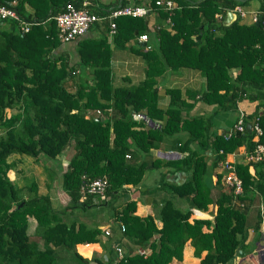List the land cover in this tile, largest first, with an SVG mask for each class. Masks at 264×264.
Masks as SVG:
<instances>
[{
	"label": "trees",
	"instance_id": "trees-1",
	"mask_svg": "<svg viewBox=\"0 0 264 264\" xmlns=\"http://www.w3.org/2000/svg\"><path fill=\"white\" fill-rule=\"evenodd\" d=\"M66 1L81 2L16 0L17 12L33 22L25 32H19L12 20L0 22V264H92L91 260L97 264H168L172 258L181 259L186 240L199 264H232L237 251H244L248 230H254L256 238L260 235L256 202L264 201V26L239 22L237 17L225 22L226 11L242 0H172L175 6L171 9L146 0L143 4L150 9L144 16L114 17L112 35L115 46L142 33L154 36L151 48L141 47L145 49L140 51L143 79L113 86L105 38L83 37L76 41V61L81 68H89L90 81L73 84V65L54 53L60 41L53 15ZM87 1V8L95 14L105 9ZM259 10L264 11V0ZM102 24L107 31L108 23L104 20ZM180 67L203 74L205 85L198 93L201 101L212 105L211 110L189 115L196 92L178 87L165 88L168 104L158 106L156 76ZM186 96L192 101L187 102ZM238 108L244 123H251L249 130L230 127L213 132L214 115L234 111L236 119ZM88 109L99 112L85 116ZM134 111L144 117H134ZM180 132L184 137L177 136ZM164 138L183 153L164 161L188 172L182 182L165 184L187 205L180 207L164 196L153 215L139 216L134 213L135 200L116 202L115 198L125 184H137L142 177L145 163L135 155L159 146ZM257 144L263 148L260 158L234 161L241 191L233 194L222 183L223 170L217 166L238 148L254 154ZM66 146L69 155L60 185L69 199L63 206H52L35 180L19 185L6 173L14 167L9 159L12 154L53 160ZM214 167L213 197L214 184L205 177ZM102 175L107 178L105 199L81 192L90 179ZM208 203L213 205L211 218L189 220L192 207L206 209ZM103 204H111L110 224L120 230L122 222L124 229L104 240L103 252L97 257L82 248L98 242V224L65 219V214L67 208ZM249 207L252 222L247 219ZM29 216L35 219L32 234L27 232ZM121 240L125 250L116 258L113 242ZM138 246L146 248L145 252L136 251Z\"/></svg>",
	"mask_w": 264,
	"mask_h": 264
},
{
	"label": "crops",
	"instance_id": "crops-1",
	"mask_svg": "<svg viewBox=\"0 0 264 264\" xmlns=\"http://www.w3.org/2000/svg\"><path fill=\"white\" fill-rule=\"evenodd\" d=\"M93 1H92L93 5L98 6L100 8H110L113 7L114 5L120 4V0H93ZM124 1L125 4H134L133 0H124ZM140 2H141L140 4H143L144 2H146V0H141ZM260 2L261 0H259V4ZM259 4L257 7L248 9L249 10L248 19L243 18L244 10L241 4L235 5L233 9H228L226 11V14L228 11L231 12L229 20H232L237 17L239 18V22L250 23L252 22V15L254 13L256 14L259 11ZM237 8H239L243 13L240 14ZM151 19H154V17H152ZM102 21L104 20L94 21L92 24H90L88 29L83 34L79 35L77 38L72 39L70 41L61 42L60 45L54 50L55 54H61L63 57H65L68 60V63L73 65L72 68L74 70L73 71L74 81H72L71 83L75 84L76 82H79L81 79L90 81L91 72L89 68L88 67H85L84 69L81 68L79 65H77V61H76L77 60L76 41L83 37L105 38L106 43L108 44L110 50L109 70L111 75V84L113 86H124V85L128 86L138 83L144 77V60L140 51L145 50L147 47L146 45H149L150 48L154 45L155 43L154 36L150 34L146 36V39H139L137 35L127 40L123 45L115 46L112 42L113 34L111 35L108 33V30L106 31L105 27L102 24ZM153 22H155V20H153ZM141 47H144L145 49H142ZM232 71L234 72V70ZM204 85H205V78L198 69L188 68V67H180L174 70L165 69L161 74L156 76L155 86L158 92L157 104L159 107L165 108L168 104L169 97L167 93L164 92V89L168 87H178L181 90L189 89L196 92L195 97L197 99L194 100L193 105L187 111L189 115H193L195 113H199L203 111L204 112L209 111L211 110L212 105L201 101L200 100L201 95L198 93L200 90L203 89ZM185 98L187 102L192 101L191 96H186ZM95 112L96 111L93 109H88L85 113V116ZM234 119H235L234 111L233 112L231 111V113L228 112L217 113L216 115H214L213 118V122H214L213 132L220 133L224 130V128L228 129L232 127L234 123ZM177 136L184 137V133L180 132ZM182 154L183 153H180L177 149L172 148L171 140H167L165 138L160 142L159 146L150 148V150L146 153L136 154L134 158L136 160H142L145 163V169L143 171L142 177L137 184H130V183L125 184L123 190L119 193V196L115 198L116 202L126 201L130 199L135 200L134 213L139 216H144L146 214L153 215L156 208L163 201L164 196L171 197L176 205L180 207H185L187 205L186 200L183 197H178L172 194L167 188V185L165 184V182L180 183L186 179L188 172L182 169L174 168L173 165L168 164L164 161L165 159H174L176 157L178 158ZM68 155H69V151H68V147L66 146L63 148L62 152L56 156L55 159L53 160L44 159L45 161L51 163V165H48L46 167L49 168L50 166V168L53 170L51 171L53 172V178L49 181V178L47 177L44 182H41L42 184L36 182L38 183V185L44 186V188L41 187V192H46L48 194L52 206H58L57 204L59 202L62 203V201L59 198L61 196L60 193L57 192L58 194L57 193L55 194V190H57V188L61 189L62 194L66 197L65 200L69 199L67 193L63 191V189L61 188L60 180H59L61 176V172L65 169L68 160ZM18 156L19 154H12L9 158L14 162V165L16 163L15 160L13 159L14 157H18ZM246 156L247 154L243 152L242 148L240 149L238 148L235 149L233 152L229 153L226 157L230 160H233L234 162V161L245 160ZM33 159H34L33 165L36 167L39 166L36 164L38 158L37 159L33 158ZM153 163H156V165H153ZM14 168L16 169L18 167H12L9 170H12L13 173ZM218 169L219 167L217 166V170ZM214 174H215V167L212 169V172H209V174L207 173L205 177L206 182L214 184L211 188V195L213 197L215 195ZM9 178L14 180V175L12 174V177ZM54 179L57 182H53L52 180ZM17 183L19 185H22L19 182ZM58 195L60 196L58 197ZM260 203L261 200L257 201L256 206H259ZM212 206H213L212 203H208L206 209H201V208L197 209L192 207L191 208L192 212L189 216V220H191V218H200V217L211 218L212 214L210 212ZM96 207L97 206H95V208ZM84 208H87V206ZM251 209L252 208L249 207L248 214L249 213L250 214L248 215L247 218L248 221L250 222H252V216L250 215L251 213H253ZM105 212H106L105 215L101 217L96 216V218L93 219L88 224L97 223L98 224L97 226L99 228L109 227L111 231L110 236H113L114 233H119L120 230H118L116 224L114 225L110 224L111 210L105 209ZM72 218L69 217V219ZM154 221L157 226H160V221L158 219H154ZM28 224L30 228L28 230V234H32L35 226V219L29 216ZM248 231L249 232L252 231V233L249 234L248 232V237L246 239L245 244L248 242V240L254 241V250H256V248L257 247L259 248L261 244V239L259 242L258 238H256V232L254 230L249 229ZM108 236L100 234L97 243L84 245L82 250L88 252V255H91V253L92 254L95 253V256L99 257L100 253L103 252L102 243ZM122 241L123 240H121L120 242V246L123 250H125L124 249L125 246ZM192 250L193 247L190 245L189 241L186 240L183 244L181 259L177 260L175 258H172L168 264H199L198 257L193 256ZM252 253L253 250L249 255L251 258L256 260L258 264H264L263 261L264 255H262L261 253L259 255L256 253L254 255H251ZM243 258L244 256L237 258L235 256V258L232 260V264L242 263ZM90 262L92 264H97L94 260H91Z\"/></svg>",
	"mask_w": 264,
	"mask_h": 264
},
{
	"label": "built area",
	"instance_id": "built-area-1",
	"mask_svg": "<svg viewBox=\"0 0 264 264\" xmlns=\"http://www.w3.org/2000/svg\"><path fill=\"white\" fill-rule=\"evenodd\" d=\"M87 0H81L79 5L73 4L71 1H66L62 6L61 10L53 15L54 23L56 27V36L61 42H66L72 39H75L79 35L83 34L89 25L96 20L105 19L108 22L109 33H113L115 29V23L113 18L121 14H130L135 16H144L150 9L148 4H123L116 7H110L103 9L101 14H95L87 8ZM16 0H8L6 2H0V20H13L15 21L16 28L19 32H25L29 29L30 25L33 23L30 20H27L17 12L14 8ZM156 4H162L165 9H171L175 6V3L172 0H155ZM238 12L242 14L243 12L237 8ZM257 15L254 13L252 15V21H255ZM169 22V20L167 19ZM260 23L264 26V11H262V16ZM139 39H146V34L142 33L138 35ZM133 116L136 118H143L144 115L139 112H133ZM256 132H260V128L257 123L252 124ZM233 131H243L245 129V123L243 119V111L241 108L237 109V117L232 126ZM229 131L225 133L226 136L229 135ZM263 152V148L260 144L256 145L254 154L247 155V159H258ZM234 162L233 160L224 158L218 165L222 171L221 180L224 184H227L231 187L233 194L239 193L241 191L240 179L236 176L234 172ZM107 186V178L102 175L96 178L90 179L86 184L81 187V192H93L97 193L99 197L104 198V191ZM259 215H260V225L259 231L260 236H263L264 230V201L258 206ZM119 228L124 229V224L119 222ZM103 233L105 235L110 233L109 228L104 227ZM264 239V237H263ZM114 249L116 252V257L120 258L123 254L122 248L118 244H114ZM146 248L138 247L137 251L144 253ZM257 253H264V243L256 248Z\"/></svg>",
	"mask_w": 264,
	"mask_h": 264
},
{
	"label": "rangeland",
	"instance_id": "rangeland-1",
	"mask_svg": "<svg viewBox=\"0 0 264 264\" xmlns=\"http://www.w3.org/2000/svg\"><path fill=\"white\" fill-rule=\"evenodd\" d=\"M258 4H259V0H243L241 3V6L244 10L243 18L248 19L249 18V13H248L249 10L248 9L257 7ZM9 111H10V109H8V113H9ZM13 160H15V163H16L14 165V167H18V168H16V170L14 168L13 173H12V170L8 169L6 171V173L9 177H12V174H13L14 179L16 178L15 179L16 182H19L21 184H25V183H28L32 180H35L39 184H42L41 182H44L46 180V178L48 177L50 170L49 171H48V169L46 170V166L51 165V163H49L48 161H45L44 158H38L37 159L36 164L39 165L37 167L33 165L34 159L29 155H25V154L19 155L18 157H14ZM52 178H53V176H52ZM59 180H60V178H59ZM52 181L57 182L55 179ZM38 187L44 188V186H42V185H38ZM57 192L60 193L61 196L58 195V197L60 196L59 198L62 201V203L59 202L57 205L60 206L63 204H67L68 200H65L66 197L62 194L61 189L57 188V190H55V194ZM110 207H111V204L98 205L96 208L93 205L87 206V208L72 207V208H69L70 210L72 209L71 211H69V209L67 208L65 215H68V216H66L65 219H69V217L70 218L74 217L77 221H81L85 224H88L93 219H95L96 216L101 217V216L105 215V213H106L105 209L110 210ZM250 216H252V218H253V215H250ZM29 229L30 228H29V224H28L27 232ZM251 233H252V231L249 232V234H251ZM259 237H258V241L260 242V239H261V244H263L262 238L264 236L261 235ZM252 250H254V241L248 240V242L244 245L245 254H244V258L242 259V263H240V264H258V262L256 260H254L253 258H251L249 256L250 253L252 252ZM237 257H240V256L236 255V258Z\"/></svg>",
	"mask_w": 264,
	"mask_h": 264
},
{
	"label": "clouds",
	"instance_id": "clouds-1",
	"mask_svg": "<svg viewBox=\"0 0 264 264\" xmlns=\"http://www.w3.org/2000/svg\"><path fill=\"white\" fill-rule=\"evenodd\" d=\"M120 5V4H119ZM144 5V4H143ZM118 6V5H117ZM105 9H107V8H105ZM103 10V9H102ZM102 12V11H101ZM259 12H261L260 10L256 13V15L259 13ZM148 13V12H147ZM261 14H262V12H261ZM226 18V17H225ZM114 19V18H113ZM257 19V18H256ZM5 20H9V19H5ZM102 20H105V19H102ZM261 20V19H260ZM1 21H3V20H0V22ZM13 21V20H12ZM105 21H107V20H105ZM230 21V20H229ZM229 21H225V22H229ZM252 22H254V21H252ZM14 23H15V21H14ZM108 23V22H107ZM259 23H260V21H259ZM92 24V23H91ZM261 24V23H260ZM262 25V24H261ZM90 26V25H89ZM263 26V25H262ZM16 29V28H15ZM88 29V28H87ZM114 32H115V29H114ZM114 32L113 33H109V26H108V33L109 34H114ZM77 38V37H76ZM59 40V39H58ZM70 41V40H69ZM60 43H61V41H60ZM96 111V113H98L99 111L98 110H95ZM247 123V122H246ZM245 123V124H246ZM233 126V125H232ZM250 127H251V123H250ZM227 158V157H226ZM228 159V158H227ZM218 167H219V165H218ZM223 183V182H222ZM106 198V197H105ZM104 198V199H105ZM118 224V223H117ZM119 226V225H118ZM104 228V227H103ZM103 228H100L101 229V233L100 234H103V235H105L104 233H103ZM107 228H109V227H107ZM120 229V228H119ZM109 230H110V228H109ZM121 230V229H120ZM122 231V230H121ZM260 232V231H259ZM111 234V231H110V233L109 234H107V235H105V236H108V235H110ZM260 236V235H259ZM260 238V237H259ZM262 241H263V243H264V239L262 238ZM118 244L119 246H120V243H117L116 241L115 242H113V248H114V244ZM261 245V244H260ZM121 247V246H120ZM139 247V246H138ZM137 247V248H138ZM137 248H136V251H137ZM115 250V249H114ZM123 250V249H122ZM256 254H260V253H257L256 252V250H253ZM244 252V251H243ZM243 254H245V253H243ZM262 255H264V253H261ZM238 255V254H237ZM239 256V255H238ZM244 256V255H243ZM243 256H240V257H243ZM117 258V257H116ZM68 264H73V263H68Z\"/></svg>",
	"mask_w": 264,
	"mask_h": 264
},
{
	"label": "water",
	"instance_id": "water-1",
	"mask_svg": "<svg viewBox=\"0 0 264 264\" xmlns=\"http://www.w3.org/2000/svg\"><path fill=\"white\" fill-rule=\"evenodd\" d=\"M242 1H243V0H242ZM230 15H231V12L228 11L227 14H226L225 21H229ZM261 16H262V14H261V12H259V13L257 14V19L254 21L255 24H259V21H260V19H261ZM197 37H198V36H197ZM245 128H246L247 130L250 129V123H249V122H247V123L245 124ZM76 203L79 204L80 201L78 200V201H76ZM243 253H244V252H243V250H241V249H239V250L237 251V254H238L239 256H243V255H244ZM254 254H255V252L253 251V253H252L251 255H254ZM263 261H264V260H263ZM263 261H262V262H263Z\"/></svg>",
	"mask_w": 264,
	"mask_h": 264
}]
</instances>
